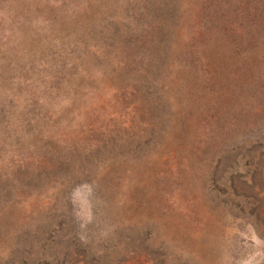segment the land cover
Listing matches in <instances>:
<instances>
[{
  "label": "rangeland",
  "instance_id": "1",
  "mask_svg": "<svg viewBox=\"0 0 264 264\" xmlns=\"http://www.w3.org/2000/svg\"><path fill=\"white\" fill-rule=\"evenodd\" d=\"M0 264H264V0H0Z\"/></svg>",
  "mask_w": 264,
  "mask_h": 264
},
{
  "label": "trees",
  "instance_id": "2",
  "mask_svg": "<svg viewBox=\"0 0 264 264\" xmlns=\"http://www.w3.org/2000/svg\"><path fill=\"white\" fill-rule=\"evenodd\" d=\"M133 253V252H132Z\"/></svg>",
  "mask_w": 264,
  "mask_h": 264
}]
</instances>
